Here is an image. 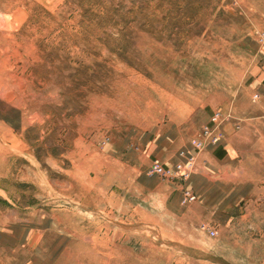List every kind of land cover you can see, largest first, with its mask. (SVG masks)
Listing matches in <instances>:
<instances>
[{
	"label": "rangeland",
	"instance_id": "obj_1",
	"mask_svg": "<svg viewBox=\"0 0 264 264\" xmlns=\"http://www.w3.org/2000/svg\"><path fill=\"white\" fill-rule=\"evenodd\" d=\"M220 205L263 238L264 0H0L1 264H231Z\"/></svg>",
	"mask_w": 264,
	"mask_h": 264
},
{
	"label": "crops",
	"instance_id": "obj_2",
	"mask_svg": "<svg viewBox=\"0 0 264 264\" xmlns=\"http://www.w3.org/2000/svg\"><path fill=\"white\" fill-rule=\"evenodd\" d=\"M176 139L178 138H171L172 141H175ZM234 140L235 138L230 135L226 139V146H211L208 149L203 150L197 154L198 172L194 175L193 180H197L200 184L197 187V190L202 195H205L206 191L211 187L213 188V184L209 182L213 179H211V177L209 176L211 171L214 173V175H217L216 178H219V180L228 181L234 178L233 176H231V174L236 173L238 170L237 164L234 160L235 156L232 152V149L234 150ZM183 142H185V140ZM176 151L177 147H173L170 153V158H175ZM231 211L232 207L229 205H220L218 206L217 210H215V212L217 213L226 212V214L221 217L223 218V220L221 221L224 225H228V229L232 231V235L223 236L224 240L228 244L226 255L227 261L231 264H264V234L263 238L256 237L251 235L252 233H245V230H247L246 227H239L242 222L240 224L236 222H233V224H231ZM262 245L263 251L261 248ZM217 262L218 264H222V261H216L215 259L214 263Z\"/></svg>",
	"mask_w": 264,
	"mask_h": 264
},
{
	"label": "built area",
	"instance_id": "obj_3",
	"mask_svg": "<svg viewBox=\"0 0 264 264\" xmlns=\"http://www.w3.org/2000/svg\"><path fill=\"white\" fill-rule=\"evenodd\" d=\"M207 134L210 133L209 129L207 128L205 131ZM215 138H218L215 136ZM196 146L202 145V141L198 140L195 141ZM182 171V165L177 164L173 167H165L162 164H160L158 161H155L150 168L148 169V175H164V176H173L177 172ZM194 195L190 193V191H186L185 193V199H194Z\"/></svg>",
	"mask_w": 264,
	"mask_h": 264
}]
</instances>
